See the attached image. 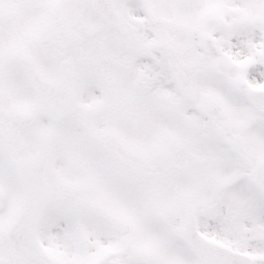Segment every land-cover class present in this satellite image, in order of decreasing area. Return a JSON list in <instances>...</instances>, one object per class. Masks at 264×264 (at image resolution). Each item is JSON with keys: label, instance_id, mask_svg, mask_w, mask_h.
Wrapping results in <instances>:
<instances>
[{"label": "snow or ice", "instance_id": "6c2138e0", "mask_svg": "<svg viewBox=\"0 0 264 264\" xmlns=\"http://www.w3.org/2000/svg\"><path fill=\"white\" fill-rule=\"evenodd\" d=\"M0 264H264V0H0Z\"/></svg>", "mask_w": 264, "mask_h": 264}]
</instances>
